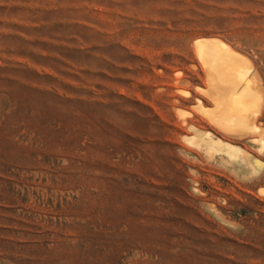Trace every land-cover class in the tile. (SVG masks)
I'll return each mask as SVG.
<instances>
[{
	"label": "rangeland",
	"instance_id": "374dc122",
	"mask_svg": "<svg viewBox=\"0 0 264 264\" xmlns=\"http://www.w3.org/2000/svg\"><path fill=\"white\" fill-rule=\"evenodd\" d=\"M200 38L257 141L199 115ZM0 264H264V0H0Z\"/></svg>",
	"mask_w": 264,
	"mask_h": 264
},
{
	"label": "bare ground",
	"instance_id": "6f19581e",
	"mask_svg": "<svg viewBox=\"0 0 264 264\" xmlns=\"http://www.w3.org/2000/svg\"><path fill=\"white\" fill-rule=\"evenodd\" d=\"M195 52L201 70L206 77L204 84L206 88L201 89H205L203 93H206L211 98L210 101L205 98L207 100V103H205L201 98H198V96L204 95H199V92L194 90L198 95V103L195 101L201 118L220 126L228 135L229 133L240 134L238 135L240 137L245 134L250 137L251 141H257L258 114L260 113L262 104L254 100L250 103L239 93L245 83V78L242 76L244 67L246 65L250 66L247 59L232 48V46L218 38L197 39L195 42ZM174 82L176 87L175 110L177 113H180L181 110H184L182 109V105H184L182 101L193 96L192 90L189 89L191 82L181 71L176 73ZM182 124L185 134H189L191 129L196 134H203L199 119L194 115L182 118ZM185 137L187 138L188 135H185ZM221 137L228 139L224 133L221 134ZM230 147L226 148L228 153L231 152ZM250 161L253 164L258 163V160L255 158L254 160L250 158Z\"/></svg>",
	"mask_w": 264,
	"mask_h": 264
}]
</instances>
